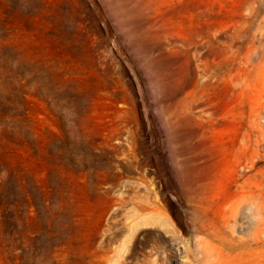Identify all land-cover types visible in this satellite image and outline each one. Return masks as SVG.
<instances>
[{"label":"rangeland","instance_id":"374dc122","mask_svg":"<svg viewBox=\"0 0 264 264\" xmlns=\"http://www.w3.org/2000/svg\"><path fill=\"white\" fill-rule=\"evenodd\" d=\"M247 179L264 0H0V264H204L198 240L264 264V195L224 242L191 221L195 189L219 213Z\"/></svg>","mask_w":264,"mask_h":264},{"label":"bare ground","instance_id":"6f19581e","mask_svg":"<svg viewBox=\"0 0 264 264\" xmlns=\"http://www.w3.org/2000/svg\"><path fill=\"white\" fill-rule=\"evenodd\" d=\"M262 171H257L256 174L254 175V177H256L258 174H262ZM252 178V177H251ZM259 181V180H258ZM236 186V191H235V195L237 197V201H235L234 203L230 204L229 206H225L221 212L217 213L214 209H213V201H211L210 199H208L207 197H205V195L203 194L202 191H198L196 190V203L194 204V214L192 216V223H193V227L196 229L197 232L199 233H203L207 238H210L214 241H218V242H224V240L228 239V237L230 238L231 236L227 235L228 232V226L230 224V222L235 219V217L241 212V209L243 207L244 204L246 203H252L253 201H258L261 197H263L264 195V189L262 188V185L259 183H256L255 185L252 186V184L250 183V181L247 179L245 180L243 183H238L237 181L234 184ZM198 191V192H197ZM220 198V197H219ZM215 199V198H214ZM261 204L260 206L258 205V211H260L261 209ZM193 207V206H192ZM156 210V209H155ZM158 211V210H157ZM153 216L156 218L154 220H157L162 224H168L169 221H167V219L165 218L166 216H163L161 211L160 213L156 212V216L153 214ZM152 216V217H153ZM169 220V219H168ZM142 221V220H141ZM140 221V222H141ZM137 223V224H141V223ZM143 222V221H142ZM145 222V221H144ZM147 222V221H146ZM157 222V223H158ZM170 223V222H169ZM191 223V224H192ZM148 223H146L147 225ZM144 225V224H143ZM140 226V225H139ZM160 226V225H159ZM136 228V227H135ZM172 228V227H171ZM190 229V228H189ZM167 231V230H166ZM170 231V230H168ZM173 231V230H172ZM174 234V233H172ZM178 234V233H177ZM202 234V235H203ZM179 235V234H178ZM177 235V236H178ZM174 237V235H172ZM176 236V237H177ZM228 236V237H227ZM227 237V238H226ZM177 239H180L184 242V245L188 244L186 243L187 241L185 239H183L181 236L177 237ZM258 239V238H257ZM235 242V239H233ZM232 240V241H233ZM250 240V239H249ZM186 241V242H185ZM139 243V242H138ZM137 243V244H138ZM226 243V241H225ZM217 244V243H216ZM248 244V243H247ZM197 245L198 247L202 250V253H204V255H206L204 258H200L199 262L204 261V264H226L227 262V258L226 256V249L223 248H219V249H213V247H211L209 245L208 242L204 241V240H198L197 241ZM227 245V244H226ZM225 245V246H226ZM243 245V244H241ZM246 245V244H245ZM260 245V244H259ZM258 245V246H259ZM224 246V245H223ZM233 246H237L238 245H233ZM232 246V247H233ZM240 246V245H239ZM263 246V244L261 245ZM128 247V246H127ZM130 247V246H129ZM134 247V246H133ZM132 247V248H133ZM236 247V248H237ZM243 247V246H240ZM260 247V246H259ZM131 248V249H132ZM231 248V245H230ZM235 248V247H234ZM232 248V249H234ZM239 248V247H238ZM125 249V247H124ZM184 249V248H183ZM230 249V250H232ZM135 250V247L134 249ZM185 252H186V257L183 258L182 260L178 261L177 259L172 261L169 264H192L191 261L188 259V256L191 252L189 245H186L185 247ZM229 250V249H227ZM128 251V250H127ZM132 253V250H130ZM125 252V251H124ZM137 252V251H136ZM133 252V253H136ZM129 253V254H131ZM125 254V253H124ZM133 255V254H132ZM194 255V254H193ZM123 256V255H122ZM131 256V255H129ZM135 256V255H134ZM168 256V255H167ZM230 256V255H229ZM124 257V256H123ZM132 257V256H131ZM145 257V256H144ZM166 257V256H165ZM231 257V256H230ZM167 258H171V257H167ZM177 258V257H176ZM192 258V257H189ZM226 258V259H225ZM110 259V258H109ZM113 259V258H112ZM125 259V258H124ZM127 259V258H126ZM164 259V258H162ZM172 259V258H171ZM174 259V257H173ZM172 259V260H173ZM108 260V259H107ZM111 260V259H110ZM169 260V259H167ZM162 261V260H161ZM165 261V260H164ZM122 262V261H121ZM167 262V261H166ZM144 263V262H143ZM142 263V264H143ZM165 263V262H164ZM163 263V264H164ZM152 264V263H151ZM168 264V263H167Z\"/></svg>","mask_w":264,"mask_h":264}]
</instances>
